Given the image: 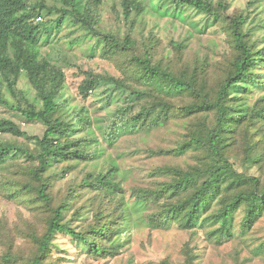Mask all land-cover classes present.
Instances as JSON below:
<instances>
[{
	"label": "rangeland",
	"instance_id": "374dc122",
	"mask_svg": "<svg viewBox=\"0 0 264 264\" xmlns=\"http://www.w3.org/2000/svg\"><path fill=\"white\" fill-rule=\"evenodd\" d=\"M122 2L102 0L94 6L92 0H86L84 6L93 12L94 29L113 35L121 43L125 38L134 42L123 53L112 49L108 54L102 53L96 39L72 18L54 27L57 15L44 12L34 22L41 25L39 61L47 63L46 76L54 71L64 76L61 108L53 118L69 122L77 113H82L90 119L85 128L82 125L77 134L69 133L61 142L68 138L80 139L91 158L85 162L52 163L41 174L48 185L46 194L52 199V207L67 205L64 223L88 239L95 225L117 221L118 233L111 243H119L113 247L99 238L98 242L108 248L109 254L98 256L83 242L57 233L49 244L46 264H264V210L247 229L243 227L247 208L240 206L233 213L229 236H215L218 225L211 224L210 218L193 227L173 222L155 224L160 212L165 213L192 193L188 190L172 196V187L180 179L174 171L188 174L208 168L210 160L205 151L190 148L181 154L178 149L194 131L215 125V112L186 116L183 109L198 105L204 99L216 100L219 84L232 69L236 53L226 17H246L244 29L248 43L254 45L253 50L264 52V0H227V10L218 19L192 9L163 15L174 9V0H132L139 12L131 4L127 19ZM50 26L53 28L46 32ZM135 56L148 57L152 65L170 69L174 77L192 82L199 97L186 92H162L155 83L139 75L131 61ZM250 70L262 88L232 93L227 102L233 107L244 104L248 113L253 107H264V63ZM87 82L93 84L85 93L82 89ZM16 84V98L4 81L0 96L10 104L20 101L24 109L28 103L39 108L38 92L24 73ZM19 92L24 94L27 103ZM135 92H143L145 96L138 99ZM153 104L167 107L169 117L163 124L151 126L150 121L157 118L154 116L145 122L143 119L135 122L141 111L150 109L157 113ZM0 118L16 123L27 134V138L0 135V140L31 153L38 152L33 138L43 137L46 127L42 122L27 121L2 104ZM113 124L120 130L118 138L110 144L105 136ZM255 128L260 130L259 149L245 153L246 142L240 132L231 141L227 156L237 174L257 179L259 191H263L264 163L255 159L264 152V120L258 121ZM15 156L0 166V264H30L35 250L30 238L44 231L48 217L38 197L39 183L31 175L38 167L37 162L28 161L19 153ZM100 175L110 179V188L102 185L104 188L97 189ZM241 189L249 192L253 184ZM230 197L231 194H224L223 200ZM220 209L219 204H213L201 220ZM125 215L127 219L123 222Z\"/></svg>",
	"mask_w": 264,
	"mask_h": 264
},
{
	"label": "trees",
	"instance_id": "16d2710c",
	"mask_svg": "<svg viewBox=\"0 0 264 264\" xmlns=\"http://www.w3.org/2000/svg\"><path fill=\"white\" fill-rule=\"evenodd\" d=\"M101 1L92 0V4L98 6ZM85 2L86 0H37L32 3L30 0H0V85L4 81L11 95L16 98V83L20 74L24 73L37 90L40 101L39 108L28 103V108L24 109L20 101L10 104L0 96V104L20 113L27 121H39L46 127L41 139L33 138L39 147L37 153H31L21 146L0 140V166L15 158L16 153L23 155L26 160L38 164V167L31 171V175L39 183L38 197L43 203L42 208L47 210L48 217L44 223V231L40 235L30 238L35 249L29 259L30 264H46L49 244L57 233L67 234L83 242L89 247L91 253L98 256L109 254L108 248L98 242L99 238L111 243L114 235L118 233L117 221L114 220L102 223L100 226L95 225L96 227L94 226L91 231L90 239L82 233H76L67 223H64L67 205L51 206L52 199L46 194L48 185L41 175L54 162L74 160L85 162L91 158L90 152L83 149L80 139L68 138L61 142V138L69 133L77 134L82 125L85 128L88 123L90 124V119L82 113H77L69 122L53 118V115L61 108L60 98L64 76L59 71H54V73L48 71L49 76H46L47 63L39 61L38 44L41 25L34 23L36 17H40L44 12L55 13L57 16L53 21L54 27H60L67 18H72L88 30L90 33L88 35L96 39V45L101 46L102 53L105 54L110 53L111 49L114 52L120 50L123 53L134 45L130 38H125L121 43L113 35L101 34L97 29H94L93 12L91 9L85 8ZM173 3L174 9L163 13V15H173L171 12L176 10L192 9L218 19L222 18V14L227 10V0H218L217 3H214L213 0H174ZM131 4L139 12L138 5L133 4L132 0H123L122 7L127 19ZM226 20L233 50L236 53L232 69L219 84L216 100L209 102L204 99L198 105H188L183 109L186 116L215 112V125L212 128L194 131L189 140L184 145H180L181 147L178 149L181 154L190 148L205 151L207 160H210L208 168L195 170L188 174L174 171L176 176H180H178L180 179L172 187V196H178L180 192L188 190H191L192 193L183 202L174 203L173 207L165 210V213L160 212L159 219L155 220L156 226L173 222L185 227H193L210 218L211 224L218 225L215 236H229L233 213L240 206L245 205L247 208L243 220V227L247 229L264 210V190L259 191L258 180L237 174L227 156L231 141H234L235 136L240 132L244 135L246 142L245 153L251 154L253 150L259 149L257 146L261 143L260 130L255 128V124L264 120V107L258 109L253 107L248 113V110L243 107L244 104L240 103L239 107H233L227 102L232 93L240 94L242 91L249 92L262 88L261 83L251 75L250 69L256 64L264 63V52L253 50L254 45L248 43V35L244 29L246 17L236 15L232 18L226 17ZM51 28L53 26L46 28L45 31L49 32ZM131 61L140 72L139 75L146 81L155 83L162 92L171 94L186 92L199 97L192 82L174 77L170 69L152 65L148 57L142 59L135 56ZM240 81L243 83H239ZM92 84V82H87L82 91L87 93ZM19 95L27 103L24 94L19 92ZM135 96L140 99L145 96V93L135 92ZM152 108L158 109V112L154 113L150 109L141 111L134 118L135 122H139L141 119L145 122L150 116H154L157 118L150 121L151 126L163 124L167 116L169 117L167 107L153 104ZM160 117L162 120L158 119ZM119 130L120 128L113 124L109 132L106 133L105 141L111 144V141L118 138ZM110 134L112 139H109ZM0 135L27 138V134L21 131L16 123L3 118H0ZM237 148L238 145L235 146V149ZM258 160L264 163V152L260 158L255 159V162ZM98 179L97 185L92 183L97 186V189L111 187L110 179L107 176L100 175ZM250 183L253 184V189L249 192L242 191L241 188ZM86 184H91V182ZM224 194H231V197L228 200H223ZM140 203L136 201V204ZM213 204H219L221 209L216 213L207 214L201 220L202 215L206 214ZM126 219L127 215L123 216L122 221L125 222ZM111 244L113 247H117L116 244L119 245L118 242ZM5 262L7 263L6 259Z\"/></svg>",
	"mask_w": 264,
	"mask_h": 264
}]
</instances>
